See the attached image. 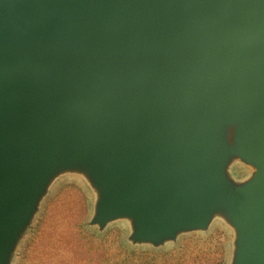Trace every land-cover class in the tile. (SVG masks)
<instances>
[{
    "label": "water",
    "instance_id": "1",
    "mask_svg": "<svg viewBox=\"0 0 264 264\" xmlns=\"http://www.w3.org/2000/svg\"><path fill=\"white\" fill-rule=\"evenodd\" d=\"M68 180L129 252L264 264V0H0V264Z\"/></svg>",
    "mask_w": 264,
    "mask_h": 264
},
{
    "label": "rangeland",
    "instance_id": "2",
    "mask_svg": "<svg viewBox=\"0 0 264 264\" xmlns=\"http://www.w3.org/2000/svg\"><path fill=\"white\" fill-rule=\"evenodd\" d=\"M87 196L83 188L74 181L60 182L44 205V213L22 246L23 250L16 255L15 264H92L89 260L93 257L89 251L94 252V256L98 257L97 261L101 263L106 262L104 259L107 255L114 261L118 251L127 256L159 257L156 264L225 263L229 236L222 228L215 229L209 235H188L183 238L180 246L167 251L129 252L122 245L121 231L117 226L103 236L87 230L84 226L89 213ZM91 238L95 241L96 249H91ZM164 257L168 261L164 262ZM117 258L122 257L118 254Z\"/></svg>",
    "mask_w": 264,
    "mask_h": 264
},
{
    "label": "trees",
    "instance_id": "3",
    "mask_svg": "<svg viewBox=\"0 0 264 264\" xmlns=\"http://www.w3.org/2000/svg\"><path fill=\"white\" fill-rule=\"evenodd\" d=\"M81 239H82V237H81ZM91 239L93 240V244L91 243V245H92L91 249H96L95 241L93 238H91ZM91 239H90V241H91ZM97 248L99 249L98 245H97ZM89 252L93 257L92 259L89 260V262H92V264H156L158 262V259H159V257H153L150 255L127 256V255H125V253L118 251L114 256V258H115L114 261L110 260V258H108L109 256L107 255L106 258L104 259L106 262L101 263V262L97 261L98 257L94 256V252H92V251H89ZM118 254L122 258H117ZM103 256H104V254H103ZM166 260H167V258L164 257V262H166Z\"/></svg>",
    "mask_w": 264,
    "mask_h": 264
}]
</instances>
